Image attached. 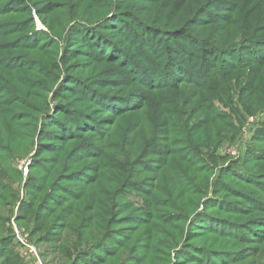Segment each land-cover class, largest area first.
Returning a JSON list of instances; mask_svg holds the SVG:
<instances>
[{
    "label": "trees",
    "instance_id": "1",
    "mask_svg": "<svg viewBox=\"0 0 264 264\" xmlns=\"http://www.w3.org/2000/svg\"><path fill=\"white\" fill-rule=\"evenodd\" d=\"M159 1L104 0L102 4L113 5L121 12H117L116 15L111 17H108L109 14L106 15L98 20L95 27H92V23L84 21L82 25L86 27L87 32L94 33L95 36L92 40H89L82 34L78 37L76 44L72 45L76 48L84 47L88 49L93 59V61H89V67L94 69L101 62L100 60L116 59L115 56L109 55L107 52L106 55H99V52L103 49L102 44H108L107 33L116 31L118 36L128 37L133 42L135 39L133 36L138 34L135 26H142V29L147 27L151 30L147 35L149 39L154 36L156 42L161 38L166 39V41H162L163 45H160L157 51L156 56L159 59L156 63L157 66H154L155 74L149 76L148 80L151 81V84L146 87H149L150 106L153 103L155 106H168V109L164 110L161 115L163 121L157 124L154 121H148L145 117L142 121L144 125L139 122L135 123L138 124V127L132 128L131 126V129L134 130V136L131 137L128 150L115 149L113 157H107L106 155V150L109 149L108 144L105 142L107 136L92 143L93 145H70L77 140L81 144L84 140L90 141L91 137L84 135L83 133L86 131L81 130V128L90 126L92 128L88 129V132L91 133V130L93 132L94 128L101 126L99 125L100 122L108 120L106 117L100 120L91 117L88 124H84V118L80 111L88 106L91 108L92 113L99 109H97V106L88 105L89 102L83 97L78 99L74 94L76 90L80 91V84L85 82L81 76L65 73L66 75L63 77L65 81H62L58 86L57 98L60 104L65 103L68 106L57 107V110L52 114L48 110L38 113L39 111L34 109L31 101L46 100L45 96L49 88L48 82L54 80V76L51 74L52 71L47 72L48 66L43 62H38L37 59H22L24 60L22 66H20V63L15 65L13 71L28 70L31 66H34L31 71L39 68L44 76L43 78L31 79L28 85L30 88L26 93L16 94L7 89L2 91V94L6 97L0 99V128L9 129L13 133L19 128L25 129L27 134L17 131L19 135H13V139L19 141L18 145L24 143L22 147H28L29 144L26 139L32 138L33 146L36 147L34 125L39 122V117L43 115L45 116L42 119L44 132L42 131L38 144L42 148L51 150L64 148L63 151H65L63 152V158L57 157L54 159L57 160L56 163L47 161V167L44 168L45 172H42L39 177L35 176L38 179L34 183L28 181V199L20 205L17 222L19 226L30 230V239H36L37 247L47 244L57 251L58 245L64 242L62 252H66L67 248L68 251L75 250V257L73 255L70 258H67L66 255L61 257L67 260L64 263L62 262L63 264H106L98 261L106 259V256L111 252H117L113 258L117 257L120 247L116 245L121 238L115 239V234H110L114 227L110 230L108 218L111 219L113 216H115L116 222L121 223L122 227L130 224V228L134 227L137 218L139 220L144 219L150 227L143 235L144 238H148V242L152 245L156 236L162 234L161 224L167 223L166 221L169 219V223H173L175 228H172V234L165 236L163 243L158 246L168 245L170 247L174 244L173 249L176 250L182 240L186 238L187 242L183 244L181 250L177 251L176 264H242L245 261L248 262L247 264H264V197L260 195L261 193L255 196L247 194L243 203L248 204L236 208V205L240 203L232 202L234 200L235 202H242V199L234 197L231 199L228 191L223 190L222 192L226 195V198L215 202H206L204 211L200 212L198 211L199 201L196 197L203 194L195 192L198 188L199 168L206 166L208 162L218 163L215 151L212 150L206 152L208 156L207 163L204 159L200 161L199 158H202L201 155L203 154L200 151L201 147L216 139L219 143L231 141V138L233 139L238 135V128L243 126L248 111L251 112L250 115H254L264 110L262 109L264 106V30H257L256 17L247 20L238 17V13L246 9L240 7V0H220L233 3L234 6L228 7L233 8L230 11L232 13L231 17L224 14L222 20H219L222 13H218L220 12L218 9L222 7L221 4L218 8H215L210 3L207 8L205 4L210 0H204L198 6H189L188 11H186L188 12L187 18H184L180 24L173 26L172 18H169V21H165V26L159 27L160 24L158 23L162 19L164 10L153 8ZM163 1L165 2L163 8L168 9L175 0ZM137 2H141L143 7L127 9V7L133 6ZM217 2L219 3V1ZM50 4L49 2L48 6ZM209 8L218 11L211 14ZM20 9L22 7L11 8L9 0H0V15L5 10H12L10 15L15 16V20L7 22V26L0 25V38H6L9 44L18 42L22 44L25 40L31 41L33 39L30 38L31 36L26 37L27 35L17 36L19 32H22L20 30L24 27L25 22V20L19 21V16L22 15L18 11ZM152 10L157 11L154 14L157 19L153 22L157 21L158 23L151 22V24H155V28L141 24L147 22L143 20V14L150 17L153 15ZM201 13L211 14L212 16L207 18L206 22L196 20L201 16ZM15 29L18 31H15ZM192 34L196 38L191 43L185 42L184 38H189ZM13 35L17 37L10 39ZM23 37L25 39L19 41ZM44 40L42 45L36 47L37 51L45 49L44 45L50 39L48 37ZM80 40H83L81 44ZM71 41L72 38L69 41V49L72 47ZM34 42L35 40L32 44ZM90 43H92V47ZM174 45L178 49H183L184 53L182 54L186 55L185 63H180L176 54L177 48ZM0 46H4L2 42H0ZM184 46L187 48H184ZM225 49H230L226 51L228 52L226 54H234V56L230 55L228 61L221 56L222 50ZM14 50L22 51L23 48L18 47ZM72 50L70 49V51ZM107 50L109 49L107 48ZM185 52L187 53L185 54ZM20 56L22 54L14 55L13 58ZM66 57L70 59L71 63L77 60L76 55L69 54L65 55ZM88 60H91V58H88ZM190 65L194 66L192 70H189L191 78H188L185 72L179 73V69L185 70ZM7 71H11V69L8 68ZM191 73H196L195 77L192 78ZM57 81L59 82V78ZM141 85V88H143L144 83ZM91 87L94 86L91 85ZM118 87H115V89L118 90ZM129 88H131L129 85L122 87V89ZM100 90L96 92L102 93ZM140 91L142 92V90ZM222 92L224 99L221 98ZM156 94L167 98V103L156 98ZM5 99H8L9 102H2ZM195 100L196 105L191 107ZM215 100H219L224 106H230L235 114L231 116L227 112H218L214 108L215 106L211 104ZM147 106L148 99L143 93L141 102L133 108L136 110L130 111V115H135L137 119H140L138 108L144 110ZM126 111L129 112V110ZM126 111H123V113ZM158 112L159 109L154 108L150 117L156 116ZM85 113L87 119H89L90 111ZM198 114H200V118H195ZM120 115L118 116L120 117ZM201 122L202 124H200ZM115 124L116 119L111 123L112 129ZM102 126H106V124ZM43 137L46 138L43 140ZM81 138H83V141ZM255 140L260 144L263 151L249 148L247 151L249 155L243 162L253 160L254 174L263 180L264 130L256 133ZM101 141L102 145L100 147L99 143ZM121 143L122 145L124 143L123 135ZM5 144L3 140H0L1 161L10 159L13 156ZM149 144L153 145L152 148L148 147ZM3 151L6 153H1ZM45 151L53 153V151ZM83 152H87V155L96 153L103 162L112 160L114 173L109 175V172H106L99 180H94L95 177L91 176V174L96 173V168L80 174L78 169L75 168L80 163L78 158ZM150 153L160 156L158 158H162V160L156 162L161 163L160 168L156 171H150L148 176L144 175L148 171L141 173L143 169H139V167L143 166L144 162L150 161L152 158L149 156ZM192 155H194V159H192ZM121 164H123V167L116 169ZM152 165L156 166L154 163ZM69 167H71V170L66 171ZM146 168L150 169V167L144 166V169ZM106 178H109L107 183L102 187H97L96 184ZM176 178L180 190L178 189L177 193L173 195V190L170 187L173 183H176L173 181ZM248 183L249 186H263L257 180H249ZM199 184H202V182ZM204 186L209 189L208 182ZM235 194L236 192L233 193L234 196H236ZM116 197L118 201L115 200ZM126 197L131 199H126ZM122 200L125 201L121 202ZM19 201L20 192L10 183L4 185L0 178V240H3V243L0 244V253L9 258L11 264H28L16 250L13 229L5 227L8 226L11 219L10 215L15 212ZM134 201L137 202L136 205ZM166 201H175V206L173 212L169 211L164 216L157 208L158 203L161 205L160 203ZM179 201L190 203L193 210L188 209L186 214L182 213L181 216ZM91 207L97 209L98 213H93ZM93 218L98 219L100 222L97 229L103 234L97 235L93 239V243L91 242L83 248L77 245L73 249L70 243L72 238L81 243L88 234L92 233V229L96 228ZM175 230H177L179 238ZM63 234H67L64 241ZM184 234L185 237L182 239ZM199 237L206 238V243L202 246L194 243ZM133 239L134 236L127 239L130 246L124 245V250L131 248L130 252L134 249L137 251L127 256L123 255V260L118 264H144L147 262L145 256L140 253L139 245L143 243L141 237L135 241ZM241 244L244 247L240 248ZM155 247L157 248V246ZM97 252H100V254ZM44 255L46 256V253ZM53 255L54 258L60 259V256L55 253ZM54 262L49 260L46 264H53Z\"/></svg>",
    "mask_w": 264,
    "mask_h": 264
},
{
    "label": "rangeland",
    "instance_id": "2",
    "mask_svg": "<svg viewBox=\"0 0 264 264\" xmlns=\"http://www.w3.org/2000/svg\"><path fill=\"white\" fill-rule=\"evenodd\" d=\"M103 1L104 0H9V5L11 8L22 7V9L18 10L22 14L21 16H19V21L25 20L23 25L24 27L20 30L22 32H19L17 36L27 35L26 37L31 36L30 38L33 39L31 41L25 40L24 42L23 40L25 39V37H23L19 39V41H23L22 44L20 42L9 44L6 38H0V42H2L4 45L0 46V99L6 97L4 94H2L3 90L7 89L15 92L16 94L26 93V91L30 88L28 85L31 79L43 78L44 75L39 68L31 71L34 66H31L28 70L13 71L15 65L20 63V66H22L21 64H23V61L27 59H37L38 62L45 63V65L48 66L47 72L52 71L51 74L52 76H54V80L48 82L49 88L48 93L45 96L46 100L42 101L37 99L31 101L34 105V109L39 111L38 113H41L43 110H48L49 113L51 112L52 114L57 110V107L68 106V104L66 105L65 103L60 104L58 100V86L62 81H65V79H63L64 75H66L65 73H69V75L81 76L82 79L85 80V82L80 84V91L76 90L74 94L78 99L83 97V99L89 102L88 105H93L92 107L97 106V109H99L93 113L90 110L91 108L89 106L87 108H84L82 111L79 110L82 114V117L84 118V124L87 125L91 117H94L95 120H100L103 117H106V119L108 120L100 122L99 125L101 126L94 128L93 132L91 130V133L88 132V129L92 127L86 126L84 128H81V130L86 131L85 133H83L84 135H86L87 137H91L90 141L84 140V142H82L81 144V142L77 140L70 145H93L92 143L100 141L103 139V137L107 136L105 138V142L108 144L109 149L106 150V155L107 157H113L115 149L121 151H124V149L128 150V145L131 143V137L134 136V130L131 129V126L132 128L138 127V124L135 123L139 122L141 125H144L142 121L145 117L148 121L151 120L156 122L157 124H160L163 121V117L161 118V115L164 110L168 109V106H155L154 103L150 106L149 87H146L151 84V81L148 80L149 76L155 74L154 66H157L156 63L159 59V57L156 56L158 54L157 51L159 50L160 45H163L162 41H166V39L161 38L163 40L160 39L157 42L155 41V36L152 39H149L147 35H149L151 30L147 27L142 29V26H135L138 34L133 36L135 37L133 42L128 37L118 36L116 34V31L107 33L106 36H108V44H102L103 49L99 52V55H106L107 52L109 55L115 56L116 59L100 60L101 62L97 65L96 68H90L89 61H93L91 57L92 54L89 53L88 49L84 47L76 48L72 45L76 44L78 37H80V35L82 34H84V36L89 40H92V38H94L95 34L87 32L86 27L82 25L84 21H86L87 23H92V27H95V25L98 23V20L102 19L106 15L109 14L108 17H111L113 15H116L117 12H121L120 10H117L118 8H115L113 5H106V3L102 4ZM140 1L143 2L154 0ZM203 1L204 0H175L171 4L170 8L165 9L163 8V3L165 2L163 0H160L159 2H157V4H155V6H153V8L164 10L161 21L159 23L157 21L153 22L155 19H157V17L154 16L157 11L152 10L153 15H151L150 17H146L143 14V20L147 22L141 24H146L155 28V24H151V22H153L160 24L159 27H163L165 26V21H169V18H172L171 22L173 26L178 25L184 18H187L188 12L186 11H188L189 6H198L199 4H202ZM217 1H219V3ZM217 1L210 0L205 4V7L208 8L210 3H212L215 8H218L219 4H221L222 7L218 9L220 11L218 13H222V15H220L219 20H222L224 14H226L227 17H231L232 13L230 11L233 10V8L228 7L234 6L233 3L231 1ZM49 2L51 4L48 6ZM59 7L61 8L57 9ZM131 7H134L133 9H139L143 7V4H141V2H137L134 3L133 6L127 7V9H130ZM240 7H245L246 9L245 11L241 10L238 13V17L244 20L256 17L257 30L263 31L264 0H240ZM218 10L209 8L211 14ZM11 11L12 10H5L1 13L0 25L4 24L2 26H7V22L15 20V16L10 15ZM211 14L201 13V16L198 19H195L206 22L207 18L212 16ZM15 31L18 30L15 29ZM36 35L38 36L34 38ZM17 36L13 35L10 39H14ZM48 37L50 40H48L47 44L44 45V48H46L37 51L36 47L42 45V43L45 41L44 39H48ZM71 38L72 47H70V49H73L72 51H70L69 49V41L71 40ZM195 38L196 36L192 34V36L189 38L185 37L184 41L187 43H191ZM33 40H35L34 44H32ZM82 41L83 40L79 41L80 44ZM90 46L92 47V43H90ZM18 47H22L23 50L15 51L14 49ZM107 48L109 50L106 51ZM184 48L187 47L184 46ZM176 50V54L179 57L180 63H185L186 55L182 54L184 53L183 49L177 48ZM228 50L230 49L222 50L221 54V56L226 60L230 58V55L234 56V54L231 53L226 54L228 53L226 52ZM186 53L187 52H185V54ZM17 54H22V56L13 58V56ZM69 54L76 55L77 60L71 63L68 57L65 58V55ZM88 58H91V60H88ZM8 68H10L11 71H7ZM193 68L194 66L190 65L187 66L185 70L179 69L178 71L180 74L185 72L187 77L191 78L189 70H192ZM195 75L196 73H193L192 78L195 77ZM58 78L59 82L57 81ZM179 81L181 82V80ZM142 83H144L143 88H141ZM91 85L94 87H91ZM125 85H129L131 86V88L122 89V87ZM117 86H119L118 90L115 89V87ZM92 88L94 89L92 90ZM99 89H101L100 91H102V93L96 92ZM140 90H142V92ZM143 93L148 99V106L144 110H140L138 108L140 119H137L135 115H130V111L136 110L133 108L137 105V103L141 102ZM155 96L162 102L167 103V98L159 96L157 94ZM221 98H223V92ZM2 102L8 103L9 101L8 99H5L2 100ZM157 103H159V101H157ZM196 103L197 102L195 100L191 107H194ZM219 103V100H215L214 103L211 102V104L215 106L214 108H216L218 112H227L231 116L235 114L231 110L230 106H224L221 103L220 105ZM154 108L159 109V112L156 116L150 117V114L153 113ZM262 109H264V106ZM126 110H129V112ZM88 111H90V114L88 115L89 119H87V115L85 113ZM123 111H126L128 113L124 112L126 113L124 114ZM121 113L123 114L120 115ZM250 114L251 112L249 113L248 111L243 126H240L238 128V135L233 139L231 138V141L229 140L219 143V141L216 139L215 141L208 142L203 147H201L200 151H202L203 154L201 155L202 158H199L200 161H203L204 159V161H206L207 163L208 156L206 155V152L212 150L215 151V154L218 158V163L213 164L211 162H208L206 166L199 168L200 173L198 176L196 175L199 179L198 188L195 192L203 194L202 196L196 197L197 201H199L198 211H204L205 203L208 201L215 202L222 198H226V195L222 192L223 190L228 191V193L231 195V199L232 197L242 199V202H235V200L234 202H232L240 203L239 205H236V208L244 204H248L243 203L244 198L247 194L249 196H255L256 194L261 193L260 195L264 197V179L262 180L258 177V175L254 174L253 160L243 162V160L247 159L249 155L247 152L249 148H255L257 151H263L260 148V144L256 142L255 135L256 133H258V131L264 130V110L254 115ZM118 115H120V117ZM44 117L45 116L43 115L40 116L39 122L34 125V128L36 130V136L34 138L36 147L33 146L32 138H30L29 140L26 139V142L29 144L28 147H22L24 143L18 145L19 141L13 139V135H19L17 131L27 134V131L25 129L19 128L13 133L7 128V130H4V128H0V140H3L6 143L5 145H7L9 150L11 151L10 153L13 154V156L7 160L1 161L2 158H0V176H2L0 178L3 181L4 185L6 183H10L16 190H18V192H20V201L15 208V212L10 215L11 219L8 226L6 225L5 227L7 229L8 227L13 229L16 250L21 254V257L24 259V261L26 260L28 264H46L49 260L55 261L53 264H63L67 260L61 257H63L64 255H66L67 258H70L72 255L73 257H75V250L68 251L67 248L66 252H62L61 250L64 249V242L58 245L57 251L54 250L52 246L47 244H42L37 247L36 239H30V230L28 228L19 226L17 222V213L19 211L20 205L24 200L28 199V181L34 183V181L38 179L36 177H39L40 175H42V172H45L44 168L47 167V161L56 163L57 160L54 159H56L57 157L63 158V152H65L63 151L64 148L51 150L49 148H42V146L38 144V140L42 135V131L44 132V128L42 125V119ZM195 118H200V114H198ZM115 119L116 124L112 129L111 123H113ZM105 124L106 126H102ZM200 124H202V122ZM122 135L124 138L123 145L121 143ZM44 138L46 137H43V140ZM81 139L83 141V138ZM101 145L102 141L99 143L100 147ZM152 146V144H149L148 147L152 148ZM45 150L53 151V153H48ZM1 153L6 152L3 151ZM149 156L152 157L150 161L144 162L145 164L139 167V169H143L141 173H143L144 171H148V173L144 174L148 176L150 175V171H156L160 168L161 163L156 162L162 160V158H158L160 156H157L153 153H150ZM192 159H194V155H192ZM78 160L80 163L76 166L75 169H78V172H80V174L87 170H93L94 168H96V173L93 175L91 174V176L95 177L94 180H99L100 177L105 175L104 173L106 172H109V175H112L114 173V169L112 170V167H114L112 160L103 162L101 157L96 153L87 155V152H83L81 153V156L78 158ZM153 163L156 164V166L152 165ZM121 166L123 167V164L118 165L116 169L122 168ZM144 166L150 167V169H144ZM70 170L71 167L66 169V171ZM29 177L30 179H28ZM177 178L176 180H173L176 183H173L170 187V189L173 190V195L177 193L176 191H178V189L180 190V185L178 184ZM108 179L109 178H106L104 181H99L96 184L97 187H102L103 185H105ZM249 180H257L263 186L255 187L252 184H250L252 186H249ZM201 182L202 184H199ZM206 182H208L209 189H206L204 186ZM175 187L177 188L175 189ZM234 192H236V196L233 195ZM65 199L67 200L68 198ZM126 199L131 198L126 197ZM115 200L118 201V198L116 197ZM123 201L125 200H122L121 202ZM134 203L135 205L137 204V202L135 201ZM160 204L161 205H159L158 203L157 210L164 216L167 215V212L174 211L175 201H166ZM179 205L181 207V216L182 213L186 214L188 209L193 210V206H191L188 202L179 201ZM91 209L93 210V213H98L96 211L97 209L95 210L94 207H91ZM108 219L110 222V230L114 227L111 231L109 230L110 234H115V239L121 238V240L116 245L120 247V250H118L119 255L113 258V256H115L117 252H111L106 256V259L99 260V263L104 262L106 264H118L121 260H123V255L127 256L137 251L136 249H134L132 250V252H130L131 248L126 251L124 250V245L130 246V242L127 241V239L131 238V236H134L133 241H135L137 238L139 239L140 237L141 241H143L141 245H139L138 243L137 244L140 246V253L145 256V259L147 261L144 264H176V261L178 259L177 251L179 249L181 250L183 244L187 242L186 238L183 239L185 237L184 234L182 237L183 240L180 243V246L178 245L179 248L176 250L173 249L175 246L174 244H172L170 247L168 245H164L163 247L158 246L159 244L163 243L165 236L172 234V228H175V225L173 223H169V219L166 221L167 223L161 224L162 234L157 235L153 240L154 246L148 242V238H144L143 234L150 227L149 224L145 223L144 219L139 220V218H137L135 220V224H132L134 227L131 228L129 227L130 224L126 227H122L119 221L116 222L115 216H113L111 219ZM99 223L100 222L98 221V219H94V225L96 226V228L92 229V233L88 234L81 243L77 242L75 238H72L70 240V243L73 249H75L77 245H80V247L83 248L91 242L93 243V239L97 235L103 234V232L97 229ZM228 228L230 229L231 227ZM187 230L188 228L186 226V231ZM175 233L176 235H178L177 230H175ZM67 234H63V241L66 239ZM205 241L206 238L199 237L198 240L194 241V243L202 246L204 243H206ZM1 243H3V240H0V244ZM155 246H157V248ZM242 247H244V245L241 244L240 248ZM44 253H46V256L44 255ZM53 253H55L57 256H60V259L57 257L54 258ZM97 253L100 254V252ZM1 254L2 253H0V264H11L9 262V258H6V256L4 257ZM247 263L248 262L245 261L242 264Z\"/></svg>",
    "mask_w": 264,
    "mask_h": 264
}]
</instances>
